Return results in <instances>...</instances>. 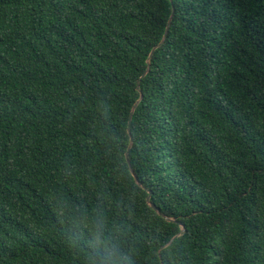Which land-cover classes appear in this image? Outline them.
Listing matches in <instances>:
<instances>
[{
    "label": "trees",
    "instance_id": "obj_1",
    "mask_svg": "<svg viewBox=\"0 0 264 264\" xmlns=\"http://www.w3.org/2000/svg\"><path fill=\"white\" fill-rule=\"evenodd\" d=\"M101 219L134 264H264V0H0V264H91Z\"/></svg>",
    "mask_w": 264,
    "mask_h": 264
},
{
    "label": "clouds",
    "instance_id": "obj_2",
    "mask_svg": "<svg viewBox=\"0 0 264 264\" xmlns=\"http://www.w3.org/2000/svg\"><path fill=\"white\" fill-rule=\"evenodd\" d=\"M93 233V256L91 264H134L131 254L125 252L116 241L103 238L104 221L101 219Z\"/></svg>",
    "mask_w": 264,
    "mask_h": 264
},
{
    "label": "water",
    "instance_id": "obj_3",
    "mask_svg": "<svg viewBox=\"0 0 264 264\" xmlns=\"http://www.w3.org/2000/svg\"><path fill=\"white\" fill-rule=\"evenodd\" d=\"M173 14H174V8H173V12H172V14H171V16H170V18H169V20H168V23H167V27H166V30H165L164 36H163V38L161 39V41H160L158 44H156V45L152 48V50H151V52H150V55H149L150 58H151V56L153 55L154 51H155L158 47H160L162 44H164L165 39H166V36H167V33H168V30H169V27H170V24H171V21H172V19H173ZM150 58L148 59V66H147L146 71L142 74V76H141L140 79L138 80V89L140 90V92H142V90L140 89L141 79H142V78H143V77L149 72L150 67H151ZM142 98H143V94L141 93L140 98L135 102V104L133 105V107H132V109H131L130 117H129V127H128V130H129L130 133H131V128H130V126H131V121H132V118H133L134 112H135V110H136V108H137V105L139 104V102H140V100H141ZM132 144H133V139H132V137H131V139H130V144H129L128 151H127V157L129 156V150H130ZM130 169H131V171H132L134 177L136 178L137 182H138L140 185L144 186V185L142 184V182L138 180V178H137V176H136V173L134 172V170L132 169V167H131ZM144 188H146V187L144 186ZM147 190H148V192H149V194H148V196H147V201H148V203H149V204L152 206V208H154L158 213H160L161 215H164V214L162 213L161 209H160L158 206H156L154 203H152V201H151L152 190H151V189H148V188H147ZM165 217H166L168 220L176 221L175 218H171V217H168V216H166V215H165ZM182 230H184V228H183ZM182 230H181L179 233H177L173 238H171L166 244H164L160 249H162V248L168 246L169 244H171V242H172L177 236H179V235L181 234Z\"/></svg>",
    "mask_w": 264,
    "mask_h": 264
}]
</instances>
